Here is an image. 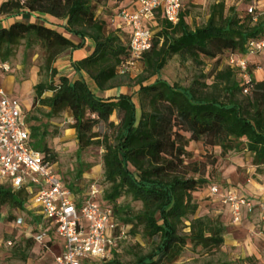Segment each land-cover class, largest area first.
Here are the masks:
<instances>
[{
	"label": "trees",
	"instance_id": "trees-1",
	"mask_svg": "<svg viewBox=\"0 0 264 264\" xmlns=\"http://www.w3.org/2000/svg\"><path fill=\"white\" fill-rule=\"evenodd\" d=\"M104 2L1 1L0 15L46 14L65 19V31L80 42L74 44L44 24L15 21L7 28L0 27V62L7 61L21 40L27 46L37 42L44 51L45 66L52 79L34 85L32 107L47 108L46 118L65 113L71 119L69 126L74 130L77 155L90 146L102 149V178L108 186L103 190L98 185L101 200L112 207L116 222L126 226V236L136 234L139 227L149 245L146 252L136 253L129 262L120 261L114 252L105 263L178 264L188 243L193 248H218L225 232L217 217L197 215L200 207L194 194L204 185L208 190L213 183L208 184L197 161L187 160L192 157L187 144L201 141L206 146H218L221 153L246 150L255 167L264 166V79L244 94L238 71L223 59L225 54H243L249 41L264 35V13L258 12L253 20L246 8L241 14L223 0L207 3V17L199 24L188 20L189 9L181 12L175 24L154 12L152 20L146 22L155 30L151 46L138 59L142 71L128 85L136 88L131 93L102 99L83 77H56L53 64L65 51L79 48L82 41L90 39L93 50L72 62L74 73L86 74L99 90L122 86L117 68L131 55L127 31L111 26ZM173 56L198 66L205 60L214 65L183 86L161 76ZM209 77L211 83L206 82ZM45 92L51 94L45 96ZM112 115L118 117L117 123L110 119ZM100 125L105 127L102 132L98 131ZM39 126L30 127L32 145L56 161L54 153L41 142L44 131L40 132ZM243 194L254 197L250 192ZM122 195L140 203V208L133 212L130 207L117 204ZM27 201L25 190L15 191L0 184V210L8 209V214H0L8 222L20 216L13 217L16 210L27 213ZM25 241L27 247L19 257L23 262L34 243L32 237Z\"/></svg>",
	"mask_w": 264,
	"mask_h": 264
},
{
	"label": "rangeland",
	"instance_id": "rangeland-1",
	"mask_svg": "<svg viewBox=\"0 0 264 264\" xmlns=\"http://www.w3.org/2000/svg\"><path fill=\"white\" fill-rule=\"evenodd\" d=\"M184 3L185 8L189 9L190 22L199 24L205 21L208 6L206 2L193 6L188 5L187 1ZM251 3H255L259 9L264 8V0H225L227 7L233 5L241 14ZM262 55H259L258 59L260 65L264 66ZM5 62L9 66V71L0 70V88L9 98L14 97L19 101L25 111L29 128L32 125H40L39 131H44L41 142L56 157V163L52 165L56 177L73 191L85 190L92 182L100 184V187L105 190L108 184L104 183L102 178V149L90 146L77 155V145L69 136V132L65 130L67 125H70L66 123V114L61 113L56 117L46 118L44 116L46 108L38 105L32 107L34 85L39 82L48 83L52 79L50 70L45 66L42 47L37 42L27 46L25 40H21L13 47L12 55ZM203 63L198 66L191 60L183 61L180 57L173 56L162 69L161 76L170 83L187 86L201 73H207L214 65L210 60H205ZM141 71L142 64L136 60L129 72L119 76L118 81L127 87L128 92L134 91L136 87L129 86ZM206 82L211 83V78H207ZM133 100L139 114L138 99L135 95ZM33 116L37 119H30ZM110 119L115 123L118 122V117L115 115H112ZM104 129L102 125L98 127L99 132ZM186 149L192 154V157L187 160L197 161L200 164V171L208 180V184L232 185L241 189L242 193L246 191L254 195L264 191V166L255 167L248 151L221 153L218 146H206L201 141H190ZM194 197L200 207L197 215L206 214L217 217L223 223L224 242L218 248L210 250L193 248L188 243L177 261L178 264H264V210L261 213V210L256 208L243 217L240 223L234 224L225 209L208 195L207 185L197 191ZM117 204L128 206L133 212L140 208V203L132 201L126 195L119 197ZM0 211L8 214L7 207L1 208ZM12 215L13 217L22 216L27 224H32L35 218L28 212L17 210ZM0 216V264H53V253L35 242L27 252L26 261L23 262L19 257L27 247L25 240L28 237L22 229L10 224L6 217L4 219L2 213ZM136 231V234L129 233L116 249L115 252L120 261L129 262L136 253L148 250L149 245L141 236L140 228L138 227Z\"/></svg>",
	"mask_w": 264,
	"mask_h": 264
},
{
	"label": "built area",
	"instance_id": "built-area-1",
	"mask_svg": "<svg viewBox=\"0 0 264 264\" xmlns=\"http://www.w3.org/2000/svg\"><path fill=\"white\" fill-rule=\"evenodd\" d=\"M192 0H105L109 22L114 28L127 31L130 57L117 68L120 75L129 72L134 61L151 46L155 30L147 26L154 12L175 24L185 11V3ZM220 0H205L206 3ZM225 2V0H223ZM194 5V4H193ZM246 12L256 19L264 13L255 3L246 6ZM152 21V25H153ZM264 35L249 41L243 54H225L224 60L238 71L242 92L247 94L257 82L255 72L261 69L255 58L263 53ZM0 70L9 71L6 62ZM49 155L32 145L26 114L19 101L8 97L0 88V184L12 190L23 189L28 194L26 210L40 215L49 225L37 223L30 228L22 216L10 224L22 229L36 244L48 248V232H55L62 240L54 264H84V261L106 262L126 239V226L116 222L113 209L101 200L102 190L95 182L82 191L64 186L52 170ZM208 195L214 202L228 210L232 223L238 224L243 217L258 208L263 213L264 191L255 200L236 188L211 184ZM1 217V216H0Z\"/></svg>",
	"mask_w": 264,
	"mask_h": 264
},
{
	"label": "crops",
	"instance_id": "crops-1",
	"mask_svg": "<svg viewBox=\"0 0 264 264\" xmlns=\"http://www.w3.org/2000/svg\"><path fill=\"white\" fill-rule=\"evenodd\" d=\"M3 0H0V3ZM193 4H198V3H203L205 2V0H192L191 1ZM15 21H28V22H36V23H40V24H44L47 27H50L52 29L57 30L58 32L64 34L66 37H68L74 44H78L80 42V39L76 36H73L69 33H67L65 31V25H66V20L65 19H54L46 14H34V15H28V17H26L25 15H17V16H7V15H0V27H8L10 24H12ZM93 50V43L90 39H86L84 41H82V44L79 48L76 49H69L67 51H65L53 64V67L56 68L57 74L56 77L60 76V75H66L68 77L71 78H75V77H83L86 82L88 83V85L90 86V88L92 89V91L94 92V94L102 99L108 98V97H114L119 93H127V87L126 86H117L116 88H112L110 90H99L94 82L84 73L82 74H75L72 68V62L79 60L87 55H89ZM264 58V55H262ZM259 57L257 56L255 58V60L258 61V63L260 62ZM55 77V79H56ZM255 78L257 81L259 80H263L264 79V66L261 65V69L257 70L255 72ZM133 92V90L129 91V93ZM51 93L50 92H45V96H49ZM47 109V108H46ZM66 123H71V119L69 117H67ZM66 131L69 132V136L73 138L74 142L75 141V134H74V130L72 128H70L69 125H67ZM208 191V190H207ZM250 195V194H249ZM252 195L254 196L253 198L255 200H257L260 197V193L259 195H254V193H252ZM259 196V197H258ZM225 209V212L228 215V210L226 207H223ZM1 215V214H0ZM33 216L35 217L30 226L31 229H33L34 227L37 226V223H41L42 225H49L47 221L43 220V218L40 215L37 214H33ZM246 216V215H245ZM244 216V217H245ZM229 217V215H228ZM11 223V222H9ZM23 231V230H22ZM24 232V231H23ZM25 233V232H24ZM25 236L29 237V235L27 233H25ZM48 248L46 249L47 251H50L53 253V264H54V257L59 254L60 250H61V246H62V240L57 237V235L55 234V232H48ZM84 264H97V263H102V262H90V261H84Z\"/></svg>",
	"mask_w": 264,
	"mask_h": 264
}]
</instances>
